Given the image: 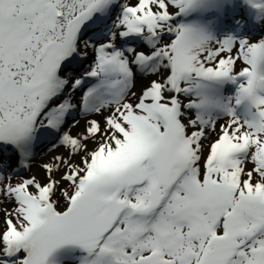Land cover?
<instances>
[{"label":"snow or ice","instance_id":"obj_1","mask_svg":"<svg viewBox=\"0 0 264 264\" xmlns=\"http://www.w3.org/2000/svg\"><path fill=\"white\" fill-rule=\"evenodd\" d=\"M0 264H264V0H0Z\"/></svg>","mask_w":264,"mask_h":264},{"label":"bare ground","instance_id":"obj_2","mask_svg":"<svg viewBox=\"0 0 264 264\" xmlns=\"http://www.w3.org/2000/svg\"><path fill=\"white\" fill-rule=\"evenodd\" d=\"M10 155V153H9ZM49 158V152L44 151V154L41 153L39 156H37V158L35 159V167L33 170L35 169H39L40 175H41V170H40V164H42L44 161H46Z\"/></svg>","mask_w":264,"mask_h":264},{"label":"rangeland","instance_id":"obj_3","mask_svg":"<svg viewBox=\"0 0 264 264\" xmlns=\"http://www.w3.org/2000/svg\"><path fill=\"white\" fill-rule=\"evenodd\" d=\"M44 151H47L48 152V150H47V146L45 145V144H41L40 145V147H37V149H36V158H37V156H39L41 153H43L44 154ZM33 172L36 174V175H40V172H39V169L37 170V169H35V170H33Z\"/></svg>","mask_w":264,"mask_h":264}]
</instances>
